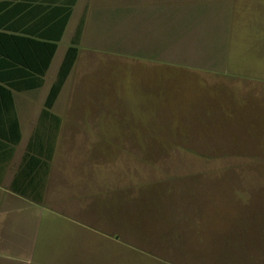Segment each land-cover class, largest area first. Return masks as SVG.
<instances>
[{
    "label": "rangeland",
    "instance_id": "1",
    "mask_svg": "<svg viewBox=\"0 0 264 264\" xmlns=\"http://www.w3.org/2000/svg\"><path fill=\"white\" fill-rule=\"evenodd\" d=\"M246 50L261 52L259 45ZM85 65L70 95L72 134L59 142V154L72 174L109 191L100 216L133 240L115 251L85 237L81 261L264 264V99L241 100L230 90L208 107L181 92L144 108L129 93L141 86L128 89L120 67L96 56ZM191 147L214 150L184 154Z\"/></svg>",
    "mask_w": 264,
    "mask_h": 264
},
{
    "label": "crops",
    "instance_id": "2",
    "mask_svg": "<svg viewBox=\"0 0 264 264\" xmlns=\"http://www.w3.org/2000/svg\"><path fill=\"white\" fill-rule=\"evenodd\" d=\"M43 2H31L30 7L45 6ZM82 18L78 56L52 109L61 127L43 199L36 204L12 193L10 185L68 48L52 70L60 44L73 26L71 40ZM262 42L264 0H77L44 85L23 89L13 74L12 83L19 89H9L11 103L8 87L0 83V129L14 137L16 117L21 133L6 167V152L0 151V172L5 167L0 184V264H94V257L81 261L78 254L85 237L91 243L97 236L98 243L101 239L115 251L133 240L100 216L101 199H108L109 191L102 193L95 182L72 174L59 154V142L72 134L71 129L66 131L72 128L70 95L81 86L91 56L120 67L128 89L141 86V91L129 93L135 102L141 96L144 108L157 107L181 92L189 93L187 100L196 97L211 107L214 96H228L230 90L241 100L247 94L259 102L264 99ZM256 45L262 53L249 54L246 49ZM213 150L191 147L184 154L207 156Z\"/></svg>",
    "mask_w": 264,
    "mask_h": 264
},
{
    "label": "trees",
    "instance_id": "3",
    "mask_svg": "<svg viewBox=\"0 0 264 264\" xmlns=\"http://www.w3.org/2000/svg\"><path fill=\"white\" fill-rule=\"evenodd\" d=\"M35 1L38 0H0V72L6 73L5 77L0 76V83L8 87L5 92L11 103L12 92L9 89H19L18 84L12 83L13 74L18 75L23 89L38 90L44 85V77L77 2L44 0L45 6L30 7V3ZM83 25L82 18L47 93L36 127L10 185L12 193L36 204H40L43 199L61 127V119L52 109L76 62ZM20 140V127L15 117L14 137H11L10 132L5 134L0 129V151L6 152L5 167L13 158ZM2 141H8L9 144ZM5 167L0 172V184Z\"/></svg>",
    "mask_w": 264,
    "mask_h": 264
}]
</instances>
